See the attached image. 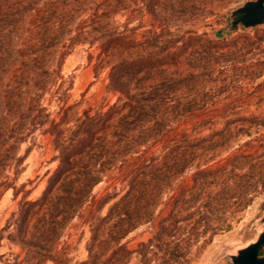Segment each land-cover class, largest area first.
<instances>
[{
    "label": "trees",
    "instance_id": "1",
    "mask_svg": "<svg viewBox=\"0 0 264 264\" xmlns=\"http://www.w3.org/2000/svg\"><path fill=\"white\" fill-rule=\"evenodd\" d=\"M240 1L0 0V187L21 192L37 131L57 160L7 221L0 240L22 257L5 264H70L65 226L88 205L77 264H128L126 239L144 227L141 264H191L264 195V26L240 31L235 14L232 34L206 31ZM85 46L116 100L81 110L64 62ZM118 166L127 189L102 214L111 198L93 189Z\"/></svg>",
    "mask_w": 264,
    "mask_h": 264
},
{
    "label": "rangeland",
    "instance_id": "2",
    "mask_svg": "<svg viewBox=\"0 0 264 264\" xmlns=\"http://www.w3.org/2000/svg\"><path fill=\"white\" fill-rule=\"evenodd\" d=\"M240 2L233 4L226 12H223L218 18L209 21L211 28H206L213 37L229 25V11L238 6ZM239 30L243 31L239 26ZM231 31L230 34H232ZM94 53L93 48L78 47L64 62V70L73 78V87L70 91L72 100L78 102L79 108L85 110L96 108L100 104H112L116 100L115 95H106L105 88L107 84V72L101 71L97 75L92 69L91 63L88 62V55ZM259 82H264V76ZM67 86V85H66ZM264 87V84H263ZM264 110V104L262 106ZM26 148L30 151L24 161V167L16 186L21 192L16 199L13 198V191L6 187H0V238L6 236V223L11 215L16 211L18 203L26 197L28 200L37 199L43 192L48 175L57 165L55 152L51 145V138L43 131L35 132L23 145L21 152ZM126 172L122 166L113 169L103 181L98 183L93 189L95 201L105 196L111 200L105 204L102 214H105L108 208L117 201L127 189ZM190 174L187 182H190ZM264 195L255 199L253 205L249 207L242 215L231 231L225 232L217 237L212 238L200 251L195 254L191 264H227L225 259L215 260L221 248L225 245L231 246L242 243L250 234V226L253 220L259 214V209L263 205ZM88 205L81 211L77 217L70 220L66 226L62 237L61 249H65L66 256L70 264L87 259L86 244L89 238V227L87 224ZM154 235L153 229L144 227L131 233L126 239L128 249L132 252L128 264H141L140 244L148 243ZM60 248V247H59ZM0 264H5V259H10L12 255L22 257L20 247L9 242L6 238L0 240ZM152 256V253L149 255ZM51 264V263H47ZM62 264H66L63 262Z\"/></svg>",
    "mask_w": 264,
    "mask_h": 264
},
{
    "label": "water",
    "instance_id": "3",
    "mask_svg": "<svg viewBox=\"0 0 264 264\" xmlns=\"http://www.w3.org/2000/svg\"><path fill=\"white\" fill-rule=\"evenodd\" d=\"M239 17L232 20L243 31L253 30L264 26V0H243L238 6L229 11V17ZM228 25L217 33V38H224L231 33ZM225 259L227 264H264V204L259 214L250 226L249 236L236 245H225L221 248L215 260Z\"/></svg>",
    "mask_w": 264,
    "mask_h": 264
}]
</instances>
